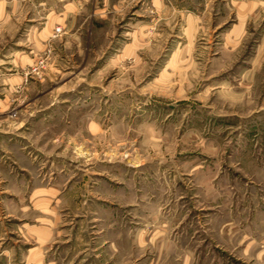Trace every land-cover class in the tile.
<instances>
[{
    "label": "rangeland",
    "instance_id": "374dc122",
    "mask_svg": "<svg viewBox=\"0 0 264 264\" xmlns=\"http://www.w3.org/2000/svg\"><path fill=\"white\" fill-rule=\"evenodd\" d=\"M189 1L0 0V220L54 206L51 264H260L264 0Z\"/></svg>",
    "mask_w": 264,
    "mask_h": 264
},
{
    "label": "crops",
    "instance_id": "0c3cea01",
    "mask_svg": "<svg viewBox=\"0 0 264 264\" xmlns=\"http://www.w3.org/2000/svg\"><path fill=\"white\" fill-rule=\"evenodd\" d=\"M148 1L162 5L163 8L173 2L177 4L191 3L189 0ZM235 1L231 0L233 4ZM186 11L189 9L187 8ZM190 13L194 12L190 11ZM201 14L204 16L206 13ZM209 14H211L208 16L209 18H212L211 16L218 18L219 12ZM39 190H44V188H35L32 194L36 197ZM51 207L45 211L35 206L32 209L20 204L17 209L4 211V219L0 220V264L5 260L14 261V263L18 261L19 264H51L50 260L55 257V251L49 250L53 248V244L56 247L60 246L58 243H60L59 237L61 236L60 217L55 214L54 206ZM259 212L264 217V203L261 204ZM262 222L264 224V221ZM243 244L245 258L260 260V264H264V232L260 235L259 241L252 235L244 237Z\"/></svg>",
    "mask_w": 264,
    "mask_h": 264
}]
</instances>
